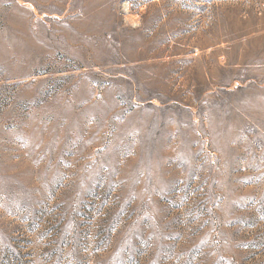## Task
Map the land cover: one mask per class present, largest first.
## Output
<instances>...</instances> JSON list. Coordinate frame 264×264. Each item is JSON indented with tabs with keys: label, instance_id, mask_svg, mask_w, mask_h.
<instances>
[{
	"label": "rangeland",
	"instance_id": "rangeland-1",
	"mask_svg": "<svg viewBox=\"0 0 264 264\" xmlns=\"http://www.w3.org/2000/svg\"><path fill=\"white\" fill-rule=\"evenodd\" d=\"M0 264H264V0H0Z\"/></svg>",
	"mask_w": 264,
	"mask_h": 264
}]
</instances>
